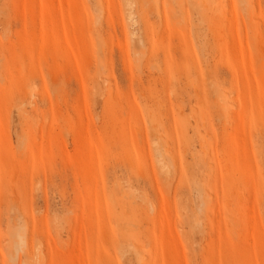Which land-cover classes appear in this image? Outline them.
Wrapping results in <instances>:
<instances>
[{
	"label": "rangeland",
	"instance_id": "374dc122",
	"mask_svg": "<svg viewBox=\"0 0 264 264\" xmlns=\"http://www.w3.org/2000/svg\"><path fill=\"white\" fill-rule=\"evenodd\" d=\"M0 264H264V0H0Z\"/></svg>",
	"mask_w": 264,
	"mask_h": 264
},
{
	"label": "bare ground",
	"instance_id": "6f19581e",
	"mask_svg": "<svg viewBox=\"0 0 264 264\" xmlns=\"http://www.w3.org/2000/svg\"><path fill=\"white\" fill-rule=\"evenodd\" d=\"M144 257V256H143Z\"/></svg>",
	"mask_w": 264,
	"mask_h": 264
}]
</instances>
